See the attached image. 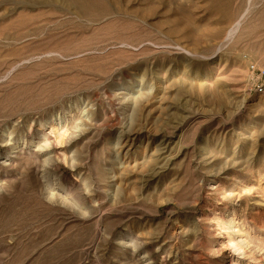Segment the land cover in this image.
<instances>
[{
	"label": "rangeland",
	"instance_id": "1",
	"mask_svg": "<svg viewBox=\"0 0 264 264\" xmlns=\"http://www.w3.org/2000/svg\"><path fill=\"white\" fill-rule=\"evenodd\" d=\"M264 0H0V264H264Z\"/></svg>",
	"mask_w": 264,
	"mask_h": 264
},
{
	"label": "built area",
	"instance_id": "2",
	"mask_svg": "<svg viewBox=\"0 0 264 264\" xmlns=\"http://www.w3.org/2000/svg\"><path fill=\"white\" fill-rule=\"evenodd\" d=\"M248 83L254 92L261 95L264 92V68H258L254 64L247 67Z\"/></svg>",
	"mask_w": 264,
	"mask_h": 264
}]
</instances>
